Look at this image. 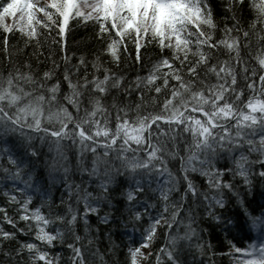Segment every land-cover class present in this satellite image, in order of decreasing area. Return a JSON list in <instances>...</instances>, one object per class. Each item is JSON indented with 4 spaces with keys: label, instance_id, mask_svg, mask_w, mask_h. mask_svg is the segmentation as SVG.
<instances>
[{
    "label": "snow or ice",
    "instance_id": "obj_1",
    "mask_svg": "<svg viewBox=\"0 0 264 264\" xmlns=\"http://www.w3.org/2000/svg\"><path fill=\"white\" fill-rule=\"evenodd\" d=\"M0 58V264H264V0H0Z\"/></svg>",
    "mask_w": 264,
    "mask_h": 264
},
{
    "label": "trees",
    "instance_id": "obj_2",
    "mask_svg": "<svg viewBox=\"0 0 264 264\" xmlns=\"http://www.w3.org/2000/svg\"><path fill=\"white\" fill-rule=\"evenodd\" d=\"M220 0H216V3L219 4ZM13 46L16 44V40L13 39L12 41ZM101 45L99 42H97L94 39V36L92 32L89 29H85L83 27H76L74 26L71 31L68 33L67 36V55L69 58V64L68 66L71 67L73 64H77L78 60L81 56L85 57L89 61V72L92 71L90 65L92 62L93 57L96 55V53L99 51ZM22 48V46H21ZM41 49L37 46L35 48H28V53L33 57V66L34 70L36 71H43V70H50L53 68V61H55L56 64L60 65L58 73L55 74H62L64 70V62L62 57L64 56V53L60 51L59 46H54L50 44L48 41H45L44 48L42 49L43 55L40 56L39 60L35 59V55L39 53ZM131 51V47H130ZM13 55L15 56V51L13 52ZM147 63V59L145 61ZM3 61L2 58H0V66H2ZM105 66H108V61L105 59L104 61ZM112 70L117 73H122L125 77L126 82H131L135 79L136 75L139 74L141 76L146 74L147 69L142 68L140 65L136 64L134 60L125 58L124 62L120 65L119 68H116L114 65L111 66ZM83 71V69H81ZM39 167V165H37ZM11 190V189H9ZM3 186L0 185V203L4 202V197L2 195ZM256 192V203H264V200H261L259 196V188L254 189ZM53 197H58L59 192L53 190L52 192ZM251 199V197H249ZM40 201L38 198L34 197V204H39ZM253 207H255V203L253 204ZM108 209L105 208L102 210V214L104 212H107ZM238 211V208L235 205H230L228 215H233ZM97 223L95 217H93V224L95 225ZM23 227L24 225L21 223L20 225ZM114 232V235L112 237V243L115 245L123 246L124 244L130 243V241H127L124 237L123 227L117 228L115 225L111 226ZM201 227L206 228L208 232H211L212 235L210 237H206L207 239L211 240V243L215 247H219L221 243H223V251H228V240L232 239V236H227L224 232H222L218 228L213 227V222L206 221L205 223L201 224ZM102 231H106L107 229L104 226H101ZM234 235L237 236L236 242L238 245L245 244L246 241L243 240L242 233H236L234 230ZM107 242V241H106ZM162 243V240H161ZM57 250L61 251L65 258H67L68 252L66 249L60 248V245H57ZM217 264H230L229 258L227 256L221 258L217 257Z\"/></svg>",
    "mask_w": 264,
    "mask_h": 264
}]
</instances>
